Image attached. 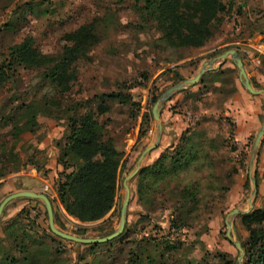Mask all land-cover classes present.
Segmentation results:
<instances>
[{
  "label": "rangeland",
  "instance_id": "obj_1",
  "mask_svg": "<svg viewBox=\"0 0 264 264\" xmlns=\"http://www.w3.org/2000/svg\"><path fill=\"white\" fill-rule=\"evenodd\" d=\"M223 1L227 9L220 14L223 19L211 37L197 47L173 48L161 39L156 21L144 14L142 0H0V66L8 63L9 48L24 37H31L42 54L55 58L67 43V33L87 23L95 26L97 41L75 63L76 79L69 91L55 92L42 78V69L35 67H16L0 81V118L5 117L0 119V202L17 192L44 194L52 208L53 226L72 236L101 238L118 229L125 194L123 182L155 137L152 97L193 77L197 65L203 62L214 59L211 66L221 71L217 77H207L204 88L188 85L164 103L160 141L139 166L152 163L165 149L177 144L182 133L192 137L198 159L169 180L171 187L177 183L197 190L198 202L189 214L188 225L170 229L175 200L164 193L162 180L153 186L156 189L149 194L153 203L146 206L137 199L133 176L127 180L130 195L124 209V235L108 245L89 249L88 243L56 234L50 228L46 201L30 195L17 196L6 203L0 214V236L4 227H17L19 233L23 229L29 243L39 241L51 250L55 264H132L133 252L142 248L155 258L156 264H207L216 260V253L239 256L234 242L244 241L247 232L236 214L228 239L225 218L235 208L246 211L250 207V178L255 179V174L256 192L250 209L264 207L263 143L250 165L257 130L247 140H238L236 124L226 104L235 100L238 89L251 93L239 81L231 57H216L228 49H235L241 57L243 43L264 34V0ZM176 73L183 79L177 81ZM216 78L219 80L213 81ZM118 90L129 92L132 103L109 102L110 110L100 116L122 152L116 205L98 220L80 222L66 214L54 192L64 178L62 166L55 163L59 144L68 131V113L64 111L68 102ZM42 99L49 100L50 111L38 114L33 131H21L23 121L18 122L16 106L29 101L40 103ZM53 102H60V111H54L57 103ZM261 107L260 121L264 116V95ZM50 163L58 167L56 171L53 167L46 169ZM168 241L174 246L171 250L163 244Z\"/></svg>",
  "mask_w": 264,
  "mask_h": 264
},
{
  "label": "trees",
  "instance_id": "obj_2",
  "mask_svg": "<svg viewBox=\"0 0 264 264\" xmlns=\"http://www.w3.org/2000/svg\"><path fill=\"white\" fill-rule=\"evenodd\" d=\"M142 1L144 14L156 21L162 34L161 39L173 48L202 45L212 36V31L223 19L220 14L227 9L223 0ZM94 27L91 22L67 33V43L55 58L42 54L34 47L31 37H24L9 48L7 58L5 57L8 63L0 66V81L6 79V72L11 69L35 67L42 69V78L52 85L55 92L63 94L69 91L71 83L76 79L75 63L84 57L97 41ZM220 73L218 69L206 71L195 84L204 88L207 77H217ZM175 75L177 81L183 79L180 74ZM218 80L216 78L213 81ZM253 87L258 85L253 84ZM157 97L158 95H154L152 101ZM131 100L129 92H102L85 101L68 102L64 111L68 113V131L64 142L59 144L56 159L57 164L63 168L64 178L58 181L54 192L66 214L80 222L98 220L116 205L122 152L117 149L107 131L105 121L100 116L110 110L109 102L132 103ZM48 103V99H42L40 103L29 101L16 106L15 110L19 111L18 122L23 121L19 129L33 131L37 125L38 114L50 111L47 110ZM53 103H57L54 111H60V102ZM4 118L0 119L5 120ZM143 133V130L140 131V134ZM191 138L182 133L177 144L165 149L152 163L141 166L134 176L137 199L146 206L153 203V198L149 196L150 192L156 189L153 186L158 180H162L164 193L167 192L166 194L175 200L170 229L177 230L188 225L189 214L198 202L197 190L192 185H169L170 177L177 175L199 157ZM4 175L5 172L1 173V176ZM255 181L257 182L256 174ZM161 203L160 207H163L165 202ZM239 217L247 232L245 240L240 242L243 248L241 261L238 263L237 258H232L227 253H216V260L207 264H264V207L253 208L239 214ZM19 231L17 227L3 228L4 238L0 236V264H55L50 249L39 241L29 243L26 240L27 233L23 229L21 233ZM123 235L124 233H121L105 242L88 243L89 249L102 244L108 245ZM163 244L166 249L174 248L169 241ZM159 255L163 258L164 254L161 252ZM133 256L130 259L132 264H156L155 258L144 248L134 251Z\"/></svg>",
  "mask_w": 264,
  "mask_h": 264
},
{
  "label": "water",
  "instance_id": "obj_3",
  "mask_svg": "<svg viewBox=\"0 0 264 264\" xmlns=\"http://www.w3.org/2000/svg\"><path fill=\"white\" fill-rule=\"evenodd\" d=\"M226 56H230L231 57V59L233 60L235 66H236V68L238 69V79L241 82V84L243 85V87L251 94H254V95L262 94V95H264V88H255V87L252 86V84H251V82H250V80H249V78H248V76L246 74V71H245V68H244V65H243V61H242L240 55L237 53V51L235 49H228V50L224 51L222 54L218 55L216 58H225ZM213 60L214 59L206 61L203 64V66L197 71V73L193 77L185 79V80H183V81H181V82L169 87L153 103V105L151 107V115H152V118L156 122L155 137H154L153 142L143 149V151L141 152V154L139 156V160H138V162L136 164L135 169L129 175L126 176V178H125V180L123 182V185H124V188H125V194H124V201H123V204H122L120 223H119V227H118V229L116 231H114L113 233H111V234H109L107 236L101 237V238H80V237L72 236V235H69V234H66V233H63V232H60V231L56 230V228L53 226V223H52V210H51L52 208H51L49 199L44 194H34V193L27 194L25 192L12 193V194L6 196L0 202V214H1L2 209L4 208V206L6 205V203L9 200H11L12 198H14V197L27 196V195H30L32 197H42L46 201V203L48 205L49 218H50V228L56 234H60L61 236L65 237L67 239L76 241V242H84V243L105 242V241H108L109 239L119 235L121 233L123 227H124V222H125L124 209H125V207L128 204L129 195H130V187H129L128 183H127V180L129 178L135 176V174L138 172L139 166H140V162H141L142 158L148 152H150L151 150H153L154 148H156L158 146V143L160 141V138H161V135H162V132H163V126H162V122L160 120V111H161L164 103L171 97V95L174 92H176L178 90H181V89H184L188 85L195 84L200 79V77L202 76V74L204 72L209 71L211 69H214L211 66ZM263 134H264V116L262 118L260 126H259V128H258V130L256 132L255 137H254L253 146H252V152H251V156H250V165H252V162L255 159V156H256L257 151H258V147H259V145H260V143L262 141ZM250 180L252 182V192H251L250 198L248 199V204H249L250 207L246 211H239L238 209L235 208V209L231 210L227 214V216L225 218V224H226V227H227L226 236H227L228 239H231L230 229H231L232 217L234 215H236V214L246 213V212L251 210L250 208L252 206V197L254 196V194L256 192V184H255V179L253 177H251ZM234 244L236 245V247L239 250V256L237 257V262L239 263L241 261V259H242V256H243V248H242V246H241L239 241H235Z\"/></svg>",
  "mask_w": 264,
  "mask_h": 264
},
{
  "label": "crops",
  "instance_id": "obj_4",
  "mask_svg": "<svg viewBox=\"0 0 264 264\" xmlns=\"http://www.w3.org/2000/svg\"><path fill=\"white\" fill-rule=\"evenodd\" d=\"M243 46L241 57L243 59L246 74L252 86L253 84H256L258 87L255 88H264V34L259 33L257 36L255 35L254 38L249 39L247 43H243ZM203 64L204 62L201 66L198 65L197 69L199 70ZM238 91L236 98H234L235 100L228 102L226 105L228 108V114L232 115L233 121L236 124V131L238 134L237 139L245 141L255 130H258L262 121H260V116L262 114V95L248 94L242 92L240 89H238ZM169 137L170 136L168 135L166 138L169 139ZM261 142L263 143L261 154L263 159L264 134ZM45 167L46 169H51L53 167L55 171L58 168L54 167L51 163Z\"/></svg>",
  "mask_w": 264,
  "mask_h": 264
}]
</instances>
